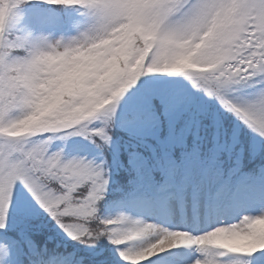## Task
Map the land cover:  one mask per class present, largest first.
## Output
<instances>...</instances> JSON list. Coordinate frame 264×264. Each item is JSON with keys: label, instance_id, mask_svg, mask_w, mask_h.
Returning <instances> with one entry per match:
<instances>
[{"label": "snow or ice", "instance_id": "snow-or-ice-1", "mask_svg": "<svg viewBox=\"0 0 264 264\" xmlns=\"http://www.w3.org/2000/svg\"><path fill=\"white\" fill-rule=\"evenodd\" d=\"M37 5L82 9L87 25L57 39ZM77 51L101 55L79 70L44 62ZM221 110L239 124L229 128ZM72 136L90 142L99 162L54 150L55 139ZM119 172L135 202L256 214L237 212V223L197 236L123 213L102 217ZM18 194L85 248L107 240L125 264L184 245L204 256L193 264H223L212 250L231 254L230 264H264V0H0V264H14L17 252L26 264H93L51 250ZM222 233L248 239L210 242Z\"/></svg>", "mask_w": 264, "mask_h": 264}, {"label": "trees", "instance_id": "trees-1", "mask_svg": "<svg viewBox=\"0 0 264 264\" xmlns=\"http://www.w3.org/2000/svg\"><path fill=\"white\" fill-rule=\"evenodd\" d=\"M35 12L51 18V22L54 21L56 23H61L62 25H65V23L71 19L84 16L82 15V9L62 8L59 6L49 5H37L35 6ZM32 16L33 12H29V17ZM142 79H144V77H142ZM47 107L48 106L45 105V110ZM216 107L219 106L216 105ZM221 112L222 118L229 128L239 124L235 117L230 113L223 112V110H221ZM17 131H19V129H17ZM240 137L242 142L247 144L254 139V134L251 132L249 134V130L243 125H240ZM53 145L54 150L61 147L65 148L66 159L79 158L82 156H88L90 159L94 158L96 162H99L101 159L98 150L95 149L90 144V142L79 136L68 137L67 140L57 138L53 141ZM127 179L128 173L119 172L113 174L110 190L105 199L99 204V214L102 217L111 218L123 213L125 215L131 216L134 219H139L141 218L140 215L144 214L149 207L154 206V203L151 202H135L131 197L127 196ZM117 187H124L125 192L116 191L115 189ZM19 202H21V200L16 198L15 203L18 204ZM29 204H32L35 208V212L39 214L38 222L43 225L42 238L46 239L51 250L76 252L77 254L88 256L93 260V262H97L98 260H102L104 262H124L116 253V247H113L114 245L110 244L107 240H102L99 243L97 249L95 251H91L79 244L77 241L69 238L67 234L58 227L55 220H53L51 216L43 209L39 208L38 205H35L34 201L28 199V202L25 203V206H28ZM17 213L18 207L14 206L12 210L13 216L15 217ZM143 240L137 241L136 246L141 247ZM100 252H102L103 255L98 257V253ZM14 256L16 262L26 264V260L20 253L17 252L14 254Z\"/></svg>", "mask_w": 264, "mask_h": 264}, {"label": "rangeland", "instance_id": "rangeland-1", "mask_svg": "<svg viewBox=\"0 0 264 264\" xmlns=\"http://www.w3.org/2000/svg\"><path fill=\"white\" fill-rule=\"evenodd\" d=\"M87 19H80L74 21L69 26H62L61 23L51 22L49 31L55 34V38L59 39L63 36L65 39L71 38L78 34V31H83L87 25ZM79 26V29L77 28ZM88 159L90 157L86 156ZM80 158V157H79ZM18 189H22V185L18 186ZM17 199L23 201L25 205L30 197H22L19 194ZM158 210V211H157ZM156 211H150L145 219H142L149 223L158 224L162 227H167L170 230L187 231L193 236L202 235L205 232L211 231L215 226H224L229 223H237L238 219L235 213L244 211L246 213L256 214L255 208H236L230 212H206L204 208H194L189 205L184 212L180 211L178 207L173 205H164V208H158ZM155 239V237H151ZM148 242L145 238L142 242V246ZM112 249V248H111ZM217 250H212L209 254L210 259H219L223 261V264H230L231 254L225 257H217ZM157 262L161 264H193L196 259H203L204 256L199 250V246L184 245L177 250H173L167 254H158ZM15 257V256H14ZM14 262L16 259L14 258Z\"/></svg>", "mask_w": 264, "mask_h": 264}, {"label": "clouds", "instance_id": "clouds-1", "mask_svg": "<svg viewBox=\"0 0 264 264\" xmlns=\"http://www.w3.org/2000/svg\"><path fill=\"white\" fill-rule=\"evenodd\" d=\"M101 55L98 52L77 51L75 53H69L66 56H56V57H46L45 63L52 66L53 68L64 69H74L79 70L91 65L96 58ZM28 128V122L22 125L19 131H26ZM248 237H243L238 234L222 233L214 236L210 242L220 243L224 246H232L235 244L242 243L246 241Z\"/></svg>", "mask_w": 264, "mask_h": 264}]
</instances>
